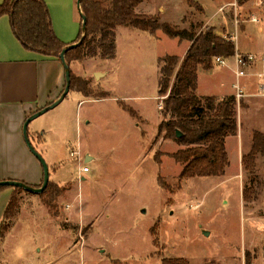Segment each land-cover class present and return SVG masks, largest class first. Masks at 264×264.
<instances>
[{"label": "rangeland", "instance_id": "1", "mask_svg": "<svg viewBox=\"0 0 264 264\" xmlns=\"http://www.w3.org/2000/svg\"><path fill=\"white\" fill-rule=\"evenodd\" d=\"M195 1L202 12L186 0H146L142 11L152 15L139 13L177 30L213 27L222 37L236 36L231 42L240 51L264 54V0ZM114 31L116 59L109 63L117 74L105 86L110 93L96 84L100 78L71 71L87 81L88 97H108L64 112L65 100L27 127L60 193L14 190L0 223V264H264V156L256 158L247 202L242 190L250 177L241 164L252 132L264 133V97L256 96L253 82L242 84L246 97L236 100L237 133L226 139L223 175L180 179L182 166L171 155L183 147L157 133L164 120L157 58L181 60L187 43L160 30L153 37L123 26ZM225 63L212 60L211 70H199L197 96H234L233 62ZM34 132L42 140L31 139ZM85 160L89 172L81 174Z\"/></svg>", "mask_w": 264, "mask_h": 264}, {"label": "trees", "instance_id": "2", "mask_svg": "<svg viewBox=\"0 0 264 264\" xmlns=\"http://www.w3.org/2000/svg\"><path fill=\"white\" fill-rule=\"evenodd\" d=\"M140 2L142 0H79V8L86 18V28L81 43L64 54L65 62L69 65L94 56L112 59L115 50L114 29L117 26L132 28L151 36L160 30L169 38L188 42L189 47L181 60L177 56H164L158 61L160 77L157 94L164 96L161 101L164 120L158 125L157 133L164 139L175 140L183 147L171 155L182 166L180 179L221 176L228 166L225 140L237 133L236 100L233 95L222 99L197 96V69L211 70L214 58L232 57L235 45L228 37L217 35L213 27L194 33L159 23L157 17L136 14L135 8ZM243 3V0H237L238 5ZM186 4L198 12L203 11L195 0H186ZM4 15L8 17L11 31L22 48L40 56L59 59L66 45L56 38L43 0H3L0 16ZM81 34L80 29L74 43L80 40ZM171 79L173 82L170 84ZM69 92H78L84 96L93 93L87 81L78 80L71 72ZM95 95L102 99L108 97L104 92ZM122 109L136 119L130 108L124 106ZM176 131L181 133L180 138H176ZM258 156H264V133L253 131L250 148L241 157V164L250 177V185L242 190L245 202L250 201L253 192ZM4 189L6 187H0V192ZM59 193L49 182L42 192L50 197L58 196ZM10 207L9 200L3 217Z\"/></svg>", "mask_w": 264, "mask_h": 264}, {"label": "crops", "instance_id": "3", "mask_svg": "<svg viewBox=\"0 0 264 264\" xmlns=\"http://www.w3.org/2000/svg\"><path fill=\"white\" fill-rule=\"evenodd\" d=\"M2 1L0 0V4ZM144 1L146 0L138 4L136 13L152 15L142 11L144 9ZM43 2L48 9L56 38L66 46L73 44L81 29V10L77 5V0H43ZM158 11L163 12V9L159 8ZM186 43L187 45L183 55L180 56L181 58L185 56L189 47V43ZM235 51L240 54H254L249 51H240L237 47ZM115 59L116 55L112 59L99 60L97 58L94 59V57H85L82 61L71 62L68 66L70 72L72 71L83 78H100V82L96 84L109 92L105 86L117 74L116 68L110 67L109 61ZM158 59L159 57L157 58V64ZM224 60L225 62L232 60L233 63L229 68L234 72L233 57ZM96 64H105V68L95 71L97 69ZM199 70L205 71L198 67L197 80ZM97 73L100 76L95 77ZM251 78L253 79L252 76L244 77L241 84L244 87L251 84V82L255 84L254 79L252 80ZM64 84V68L59 59L40 56L26 51L14 37L8 17L5 15L0 16V181H18L35 188L41 184L43 177L42 167L26 147L22 135V126L27 117L55 101L62 93ZM65 100H67V104L64 107V112L71 105L77 109L85 102L98 103L103 102L105 98L93 99L78 92H69L58 105ZM64 112L63 114H65ZM85 123L86 125L89 124L88 121ZM27 134L30 139V134L28 132ZM32 135L33 138L31 139L34 140L39 137L42 140V134L34 132ZM36 144L39 145L40 142ZM89 161L85 160L84 163L87 164L84 165L88 167ZM14 189L16 188L6 187L0 193V223L2 222L6 205L14 194ZM21 191L26 192L24 190Z\"/></svg>", "mask_w": 264, "mask_h": 264}, {"label": "water", "instance_id": "4", "mask_svg": "<svg viewBox=\"0 0 264 264\" xmlns=\"http://www.w3.org/2000/svg\"><path fill=\"white\" fill-rule=\"evenodd\" d=\"M77 5L79 7V0H77ZM80 17H81V38L78 42L67 45L59 54V61L61 62L63 68H64V76H65V84H64V88L62 93L60 94V96L53 101L52 103H50L49 105L43 107L42 109L36 111L35 113H33L32 115H30L29 117H27L23 123L22 126V135H23V139L24 142L26 144V147L28 148V150L30 151V153L38 160V162L40 163L41 167H42V172H43V177H42V183L41 186L39 188H35L29 185H26L22 182H18V181H11V180H5V181H0V187H11V188H18L21 190H24L26 192L29 193H33V194H41L45 188L47 187V184L49 182V171H48V167L45 164L44 160L42 159V157L34 150V148L32 147L29 138H28V134H27V127L28 124L36 119L37 117L43 115L44 113H46L47 111L53 109L54 107H56L69 93V85H70V69L68 64L65 62L64 59V54L70 50L73 49L75 47H77L81 41L82 38L84 36V32H85V28H86V18L84 17V15L82 13H80ZM100 76V74H95V77ZM175 136L176 138H180L181 137V133L179 131L175 132Z\"/></svg>", "mask_w": 264, "mask_h": 264}, {"label": "built area", "instance_id": "5", "mask_svg": "<svg viewBox=\"0 0 264 264\" xmlns=\"http://www.w3.org/2000/svg\"><path fill=\"white\" fill-rule=\"evenodd\" d=\"M236 40V36L232 37L231 40ZM234 60V97L235 100L239 101L240 99L246 97V94L243 90L241 79L246 76H252L256 86V96L264 97V54L255 55V54H240L235 51V54L232 56ZM214 63L217 65H224V58L216 57L213 59ZM70 156H78V153H70ZM89 168L82 164L79 167V173H87ZM79 179H83L82 175H79Z\"/></svg>", "mask_w": 264, "mask_h": 264}]
</instances>
